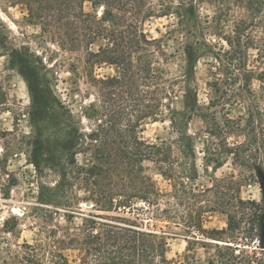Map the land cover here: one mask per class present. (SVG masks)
Wrapping results in <instances>:
<instances>
[{
	"label": "trees",
	"instance_id": "obj_1",
	"mask_svg": "<svg viewBox=\"0 0 264 264\" xmlns=\"http://www.w3.org/2000/svg\"><path fill=\"white\" fill-rule=\"evenodd\" d=\"M25 1L31 23L42 25L63 52L81 55L94 91L92 101L81 107L90 122L85 128L82 117L55 97L47 67L29 48L7 50L10 67L19 70L28 90L26 116L33 135L21 149L35 170L50 164L60 179L55 188L39 193L40 201L72 208L74 202L61 195L67 187L86 184L92 210L115 214H89L81 264H170L163 233L141 228L139 212L128 217L137 211L152 214L149 221L180 220L200 229L206 214L219 213L226 227L210 232L218 244L206 264H264V49L256 48L249 35L252 28H264V0ZM153 18L170 21L167 38L177 48L168 57L161 39L144 32ZM250 50L256 51L255 65ZM202 58L213 60L218 71L207 84L205 102L194 82ZM96 64L109 65L115 74L94 78ZM194 119L201 123L197 133L189 129ZM166 120L173 140L148 143L140 137L147 121ZM197 138L208 168L215 172L230 163L237 175L214 178L210 187L198 190ZM80 154H90L89 168L76 166ZM145 163L170 192H159ZM243 182L260 185L259 203L240 197ZM55 257L54 264H71L62 254Z\"/></svg>",
	"mask_w": 264,
	"mask_h": 264
},
{
	"label": "rangeland",
	"instance_id": "obj_2",
	"mask_svg": "<svg viewBox=\"0 0 264 264\" xmlns=\"http://www.w3.org/2000/svg\"><path fill=\"white\" fill-rule=\"evenodd\" d=\"M25 3V0H0V37L5 42L0 44V159L6 158L7 161L6 164H0V264H54L58 261L55 257L57 254H62L71 264H81L85 253L80 243L89 214H115L92 210V202L87 200L90 188L86 184L67 187L61 195L74 202L72 208L63 209L40 201L39 193H46V188H55L60 179L50 164L42 163L40 172L35 170L28 162V154L21 149L27 137L33 135L26 116L28 90L19 70L10 67L7 50L11 46H27L34 54L33 58L37 57L47 67L46 76L55 97L76 117H82L81 107L92 101L94 91L86 81L81 55L63 52L53 44L42 25L30 22ZM240 14L238 12L237 16ZM169 24L167 19L153 18L143 26L149 39H161L162 54L166 57L177 48L176 42L167 38ZM249 35L256 48L264 49L262 26L252 28ZM210 40L215 42L214 37ZM249 54L250 63L255 65L253 60L256 51L250 50ZM173 61L171 67L175 68ZM40 62H34V65L38 68V77L43 78L45 72ZM216 68L217 64L210 58L200 59L195 66L194 82L202 102L207 98V84L218 73ZM92 74L96 79H105L115 72L107 64H96ZM82 125L87 128L90 122L82 117ZM200 127L201 123L194 119L189 129L191 133H197ZM140 130V137L148 143L175 138L167 120L147 121ZM195 151L198 169L195 186L198 190L210 187L214 178L237 175L230 163L215 172L208 168L203 161V145L199 138ZM76 162L77 167L86 169L93 164L90 154L78 155ZM144 166L148 168L146 174L155 181L159 192H170L169 184L154 167L147 163ZM240 197L259 203L263 197L262 189L257 183L243 182ZM159 208H164V201H160ZM138 212L142 215L137 216L136 221L141 228L163 233L167 242L166 257L170 264H206L216 252L215 236L210 235V232L226 227V219L219 213L206 214L200 229L187 226L180 220L174 221L177 224L163 219L149 221L152 214L146 217L142 211L134 212L135 216L129 214L128 217L134 219Z\"/></svg>",
	"mask_w": 264,
	"mask_h": 264
},
{
	"label": "water",
	"instance_id": "obj_3",
	"mask_svg": "<svg viewBox=\"0 0 264 264\" xmlns=\"http://www.w3.org/2000/svg\"><path fill=\"white\" fill-rule=\"evenodd\" d=\"M263 231H264V218H263ZM215 244H218L217 241L214 242Z\"/></svg>",
	"mask_w": 264,
	"mask_h": 264
}]
</instances>
